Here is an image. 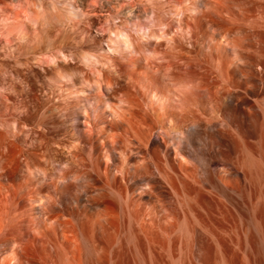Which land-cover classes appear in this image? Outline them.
<instances>
[{"label":"rangeland","instance_id":"rangeland-1","mask_svg":"<svg viewBox=\"0 0 264 264\" xmlns=\"http://www.w3.org/2000/svg\"><path fill=\"white\" fill-rule=\"evenodd\" d=\"M193 2L0 0V264H264V0Z\"/></svg>","mask_w":264,"mask_h":264},{"label":"bare ground","instance_id":"bare-ground-1","mask_svg":"<svg viewBox=\"0 0 264 264\" xmlns=\"http://www.w3.org/2000/svg\"><path fill=\"white\" fill-rule=\"evenodd\" d=\"M195 4H198V0H194V2H193V5H195ZM232 39H233V42L235 43V44H239L240 43V37L238 36V35H234L233 37H232ZM123 48L124 49H131V45H130V43H129V41H127V39L126 38H123ZM89 100V99H88ZM99 107H100V105H99ZM100 119H102V118H100ZM102 122H104L105 120H101ZM179 138V137H178ZM179 141H180V138H179ZM109 150V149H108ZM108 150H106V151H108ZM34 170V169H33ZM37 171V170H36ZM36 171H34V172H36ZM29 172V171H28ZM34 172H32V173H34ZM31 172H30V174H32ZM29 174V173H28ZM89 173H85V172H83V173H81V174H79V173H77L75 176H73V177H75V178H77V177H79L80 178V182H82V181H84L83 183H84V185H83V187H81V188H83V190H82V192L84 191H86L87 190V188L89 187V183H88V180H89V175H88ZM112 178V177H111ZM110 178H108L107 180H109ZM78 181V180H77ZM106 183H107V181H106ZM114 183L110 180L108 183H107V190L110 192V194H112V196H113V198H114V200L117 202V204L116 205H118V209H119V211H120V213H121V215H127L128 216V226H127V228L125 229V226H124V228L122 227V225H121V227H120V229L117 231V232H114V233H112V234H109V236H108V238H107V245H109V243L111 242V241H114L115 240V244H116V246H119L120 245V243L122 242V240L123 239H133V237H134V235H133V229H132V224H131V219H133V217L131 216V208H130V205H131V201H132V199H131V196H130V193H129V191L126 193V195L125 196H122L121 195V193H119V192H116V191H114V185H113ZM67 183H66V185H61L59 188H57L58 190H56L57 191V193L58 192H64L65 190H67ZM80 186V185H79ZM81 188H80V190H81ZM79 189V188H78ZM66 192V191H65ZM81 196H79L78 194L76 195V196H73V199H74V201L76 202V201H78L79 200V198H80ZM94 208V207H93ZM72 212V214H73V216L75 217L74 219L76 220V230H77V234H78V237L80 238V240H81V243H83V245H84V249H85V252H84V256H83V262L85 263V264H93L92 263V256H93V253H94V249L93 248H91L88 244H87V241H89L88 240V238L91 236H89V230H88V228H87V225H86V223L88 222V220L86 221V222H84V221H81L80 222V220H79V218H78V216H77V218H76V214L77 213H75L76 212V210H75V212L73 211V210H71ZM4 211L3 210H1L0 211V216L2 215V214H4L3 213ZM96 212H98V209L95 207L93 210H92V213L94 214V213H96ZM85 213V212H84ZM77 215H79V214H77ZM132 217V218H131ZM79 220V221H78ZM182 223V222H181ZM181 227H183L184 228V224H181ZM89 233V234H88ZM115 248H111L110 250H109V252L111 253V255L113 256V254L115 253ZM135 252V251H134ZM138 252V257H137V259H139L138 261H143L144 262V255L143 254H141V252L140 251H138V249H137V251L135 252V253H137ZM115 263V262H114ZM113 263V264H114ZM71 264V263H70Z\"/></svg>","mask_w":264,"mask_h":264}]
</instances>
